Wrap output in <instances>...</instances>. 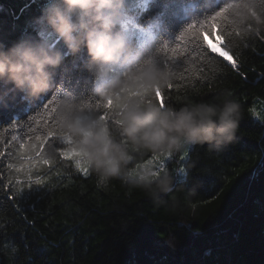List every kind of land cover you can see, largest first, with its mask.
Listing matches in <instances>:
<instances>
[{"label": "trees", "instance_id": "1", "mask_svg": "<svg viewBox=\"0 0 264 264\" xmlns=\"http://www.w3.org/2000/svg\"><path fill=\"white\" fill-rule=\"evenodd\" d=\"M233 2L219 0L218 8L228 7L227 21L218 18L217 27H204L200 36V23L218 10L209 8L215 0H149L137 16L156 24L140 57L159 48V61L175 77L152 102L177 108L220 103L230 91L243 111L237 139L224 152L197 144L186 160L181 153L164 159L176 180L157 201L119 179L101 185L85 162L78 169L75 159L60 155L74 150L58 137V128L43 146L35 140L44 136V125L54 123L52 114L46 119L40 113L49 101L107 112L113 127L115 104L104 107L86 66L87 48L71 54L50 27L38 23L44 4L0 0V44L11 48L27 39L65 54L48 93L34 101L10 94L7 106L0 104V264H264V123L256 116L264 110V31L241 43L230 16ZM192 24L197 28L181 39ZM208 38L222 43L235 67L211 50Z\"/></svg>", "mask_w": 264, "mask_h": 264}, {"label": "clouds", "instance_id": "2", "mask_svg": "<svg viewBox=\"0 0 264 264\" xmlns=\"http://www.w3.org/2000/svg\"><path fill=\"white\" fill-rule=\"evenodd\" d=\"M124 7L125 0H50L43 10L38 23L50 27L71 54L87 48L86 66L96 78V91L104 107L115 104L119 121L110 126L103 114L86 111L87 105L62 100L55 109L56 125L101 185L119 179L159 201L173 191L176 174L146 157H171L197 144L220 154L236 141L243 111L230 91L220 103L177 108L152 102L154 94L171 86L174 73L159 61V48L143 58L133 53L126 31L117 30ZM229 9L241 43L264 31V0H235ZM64 59L45 42L0 44V104L7 106L10 94L34 101L48 93ZM168 243L175 246L171 238Z\"/></svg>", "mask_w": 264, "mask_h": 264}, {"label": "rangeland", "instance_id": "3", "mask_svg": "<svg viewBox=\"0 0 264 264\" xmlns=\"http://www.w3.org/2000/svg\"><path fill=\"white\" fill-rule=\"evenodd\" d=\"M40 3L44 4L43 9H45L48 4L50 3V0H38ZM149 0H125V7L123 9L124 12V19L122 23L118 24L117 26L119 27V30L123 29L126 31V34L128 35L129 38V43L132 47L133 53L134 54H141L142 51L150 45L152 42L154 35H155V26L156 24L154 21L150 20L147 23H141L138 21L137 16L144 10L146 9L148 5ZM208 44L211 46V50L217 54L227 53V55H221L223 56L227 61L233 63V59L229 60L227 57L231 56L224 48L222 43L219 40H212L210 38L207 39ZM96 88H97V82H96ZM257 119L261 122L264 123V110L259 111L258 114L256 115ZM189 148L186 151H182L181 153V158L183 160L187 159L188 153H189ZM185 153L187 155L185 156ZM68 158L75 159L77 163L80 165L83 162V158L80 156V153L76 151H70L69 155L67 156ZM161 159H165L163 157H160ZM153 159V158H152ZM154 162H157L154 160ZM86 163V162H85ZM87 164V163H86Z\"/></svg>", "mask_w": 264, "mask_h": 264}, {"label": "snow or ice", "instance_id": "4", "mask_svg": "<svg viewBox=\"0 0 264 264\" xmlns=\"http://www.w3.org/2000/svg\"><path fill=\"white\" fill-rule=\"evenodd\" d=\"M218 3H219V0H215V3L212 4V5L209 7L210 9H218V10H215V11H214V14L211 15L206 21L200 23L201 31H200V32H196V33H195L196 36H200V35H201V33H202L204 27H207V29H208L209 31L215 29V28L217 27V20H218V18H221L222 23L225 22V21H227V18H228V7H227V6H223V7H219V8H218ZM196 28H197V24H192V25H190V26L186 29L185 33L181 36V39H183L184 36H186V35H190V34H192ZM222 35H223V33H222ZM205 43H207V41H205ZM209 47H211V46L209 45ZM205 51H206V50H205ZM213 51H214V50H213ZM201 55H204V52H201ZM221 55H225V56H226L227 53H223V52H222ZM227 58H228L229 60H232V57H231V56H228ZM233 67H235V61H233ZM57 104H58V102H55V101H49L48 103H46V104L43 106V108H42L41 111H40V113L43 114V116H44L46 119H47V117L49 116V114H52V115H51V118H52V120H53V122H54V123H52V124H47V125H44V126H43L44 129H45V134H44L43 137H41V136H35V140H36V141H39V143H40L41 146H43L44 143H45V141L48 140L49 138L52 139L53 137H57V132H56L57 125H56V118H55V108L57 107ZM107 108H111V104H109V106H108ZM108 115H109V114H108L107 112H105V114H104L105 119L108 118ZM30 120H31L33 123H36V122H37V117H36V116H32V117L30 118ZM115 123H116V124L119 123L118 119L115 120ZM12 126H13V127H16L15 124H12ZM29 129L31 130V125H29ZM58 137H61V138L63 139L64 143H67V144L70 143V140H68L67 138L63 137L60 133H59V136H58ZM12 139L15 140L16 137L13 136ZM24 147H25V144H24V143H21V144H20V148L23 149ZM60 155H61V156H64V157H67V156L69 155V151H63V150H62V151L60 152ZM186 155H187V153H185V156H186ZM29 159H31V158H29ZM36 159H37V162H39V157H36ZM153 160L157 161L158 164H159L161 167L165 166V162H164V160L161 159L160 157H153ZM48 162H49V161H48L47 159H45V160L43 161V163H45V164H47ZM76 167H77L78 169H80V165H79V164H77ZM8 168H12V165L9 164V165H8ZM81 170L84 171L85 173L87 172V169H81ZM17 171H19V169H17ZM180 171H183V169H180ZM15 183H17V184L19 185V184L22 183V182H21V181H15ZM35 183H36L37 185H40V184H41V181H40V180H36ZM29 186H31V185H29ZM16 190H17V193H18L19 190H20V188L18 187Z\"/></svg>", "mask_w": 264, "mask_h": 264}]
</instances>
